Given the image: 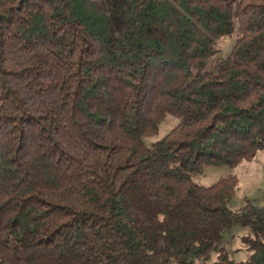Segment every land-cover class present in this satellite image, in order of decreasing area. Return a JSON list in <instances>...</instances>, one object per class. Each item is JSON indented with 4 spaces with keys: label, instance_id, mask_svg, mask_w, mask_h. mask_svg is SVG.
Masks as SVG:
<instances>
[{
    "label": "trees",
    "instance_id": "1",
    "mask_svg": "<svg viewBox=\"0 0 264 264\" xmlns=\"http://www.w3.org/2000/svg\"><path fill=\"white\" fill-rule=\"evenodd\" d=\"M256 152L264 0H0V264H264V196L192 178Z\"/></svg>",
    "mask_w": 264,
    "mask_h": 264
},
{
    "label": "rangeland",
    "instance_id": "2",
    "mask_svg": "<svg viewBox=\"0 0 264 264\" xmlns=\"http://www.w3.org/2000/svg\"><path fill=\"white\" fill-rule=\"evenodd\" d=\"M226 44L231 45L232 40L226 39ZM226 45H224V50ZM223 54V53H222ZM176 123V119L171 116L165 117L160 123L157 134L147 139V142H153L164 136L167 131ZM235 176L238 180L236 192L227 201V206L233 212L244 208L248 203L254 207L263 205L264 196V152H256L252 159L243 161L238 166L230 167L227 165H208L201 171L192 174L194 182L202 185H210L220 178ZM249 227L233 223L228 232L224 234L222 243L229 249L230 258L234 262L243 260L247 253L242 248L238 251H232L238 248L242 243L240 237L249 235ZM216 259V254L212 253L204 264H212ZM201 264V263H197Z\"/></svg>",
    "mask_w": 264,
    "mask_h": 264
}]
</instances>
